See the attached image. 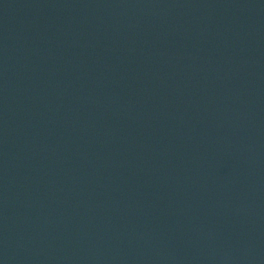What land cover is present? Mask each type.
<instances>
[{"label":"water","instance_id":"water-1","mask_svg":"<svg viewBox=\"0 0 264 264\" xmlns=\"http://www.w3.org/2000/svg\"><path fill=\"white\" fill-rule=\"evenodd\" d=\"M0 264H264V0H0Z\"/></svg>","mask_w":264,"mask_h":264}]
</instances>
